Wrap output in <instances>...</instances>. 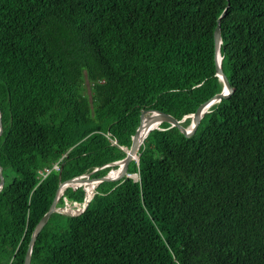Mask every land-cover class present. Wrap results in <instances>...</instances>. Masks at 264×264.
<instances>
[{"label": "trees", "instance_id": "obj_1", "mask_svg": "<svg viewBox=\"0 0 264 264\" xmlns=\"http://www.w3.org/2000/svg\"><path fill=\"white\" fill-rule=\"evenodd\" d=\"M229 1L0 0V264H25L61 181L117 167L144 110L182 119L222 91L226 9L234 91L192 136L151 130L85 210L68 186L57 207L79 214L50 216L31 264H264V0Z\"/></svg>", "mask_w": 264, "mask_h": 264}, {"label": "water", "instance_id": "obj_2", "mask_svg": "<svg viewBox=\"0 0 264 264\" xmlns=\"http://www.w3.org/2000/svg\"><path fill=\"white\" fill-rule=\"evenodd\" d=\"M229 5H230V1L228 0L227 7ZM226 10L218 18V24H217L216 29H215L216 72H217V75L220 76L221 79L224 82L223 91L218 93V94H216L215 96H213L212 98H210L209 100L203 102L202 104H200L198 106L197 110L193 113V116H192L193 117V124H192V126L190 128L185 127L181 120H178L176 117H174L173 115H171L169 113L158 111V110H151V109L144 110L142 112V114H141L140 125L137 128V131H136V133L133 136V142H132L131 148L127 152L128 153L127 156L121 161H116V162H112L111 163L113 165L122 163V167L123 168H122V171H121V173L119 174L118 177H116V178L111 177L110 176L111 171H110L107 175L102 176L100 178H91L89 175H88V177L81 175V176H76V177L67 179L65 181H61V183L59 184V188H58V190L56 192L55 199H54L51 207L45 213V215L40 219V221L38 222V224L36 225V227H35V229H34V231L32 233V236H31V239H30V242H29V246H28V251H27V254H26V258H25V264H31L32 250H33V247L35 245V242L37 240L38 235L40 234L41 230L43 229V227L48 222V219L50 218V216L54 212L58 211L57 201H58V198H59V195H60L59 192H60V189L64 185H66L68 183H72L74 181H76V182L89 181L90 182V181H92L94 179H99L100 182H102V181H116V180H119V179L123 178V176H125V174L128 172V167H129L130 161L132 159H134L136 157L137 153H138L140 145H138L137 140H138L139 134H140V132H141V130L143 128V121H144V117H145L146 113L152 112V114L150 115V120H149L148 126H152L153 124H159V123L161 124L162 122L166 121V122H169L172 126L179 127L180 130L183 133H185L186 135L192 136L195 133V131L197 130L198 125H199L203 115L208 111V108L212 104H214L215 102L220 101L222 98L229 96L234 91V88L231 85L228 76L226 75V73L223 70L222 62L219 59V57H220V47H221V43H222V33H221V25L220 24H221L222 18L227 13ZM1 115H2V112H1V106H0V134L3 132V121H2ZM159 125H156L155 127L151 128L150 131L152 129H154V128H158ZM127 176H131V175L128 174ZM4 183H5V179H4V175H3V168H2V166H0V189L3 187ZM81 185H83V183H81ZM86 197H87V195H86ZM69 214H71V213H69Z\"/></svg>", "mask_w": 264, "mask_h": 264}, {"label": "bare ground", "instance_id": "obj_3", "mask_svg": "<svg viewBox=\"0 0 264 264\" xmlns=\"http://www.w3.org/2000/svg\"><path fill=\"white\" fill-rule=\"evenodd\" d=\"M225 11V10H224ZM223 11V12H224ZM222 15V14H221ZM221 25V24H220ZM216 29V28H215ZM222 33V32H221ZM221 48V47H220ZM221 57V58H220ZM220 57H219V59L221 60V62H222V54H221V49H220ZM223 70H224V68H223ZM225 72V71H224ZM220 77V76H219ZM220 79H221V77H220ZM222 80V79H221ZM222 82H223V80H222ZM223 89H224V82H223V88H222V91H223ZM221 91V92H222ZM218 93H220V92H218ZM218 93H216V94H218ZM215 94V95H216ZM215 95H213V96H215ZM212 96V97H213ZM211 97V98H212ZM209 100V99H208ZM221 101V100H220ZM220 101H217V102H215V103H218V102H220ZM214 103V104H215ZM214 104H212L209 108H208V111L207 112H209L210 111V109H211V107L214 105ZM147 110V109H146ZM151 110H156V109H151ZM158 111H160V110H158ZM2 112V111H1ZM163 112V111H162ZM206 112V113H207ZM167 113V112H166ZM205 113V114H206ZM152 114V112H149V113H146L145 114V117H144V121H143V128H142V130H141V132H140V134H139V137H138V140H137V142H138V145H140L141 146V144L144 142V139L147 137V134H149V131H150V129L151 128H153V127H155L156 125H159V124H153L152 126H148V123H149V120H150V115ZM170 114V113H169ZM204 114V115H205ZM172 115V114H171ZM203 115V116H204ZM193 113H191V114H188V115H186V116H184L182 119H178V120H181L182 121V123L188 118V117H191V123L188 125V126H185V127H187V128H190L191 126H192V124H193ZM1 117H2V115H1ZM175 117V116H174ZM203 118V117H202ZM166 122V121H165ZM163 123V122H162ZM161 123V124H162ZM160 124V125H161ZM160 125H159V127L158 128H161L160 127ZM171 125V124H170ZM172 126V125H171ZM155 129V128H154ZM153 130V129H152ZM115 143H117L116 141H114ZM122 148L126 151V152H128V150L131 148H129V147H124V146H122ZM140 148V147H139ZM139 151V150H138ZM128 154V153H127ZM136 155V154H135ZM127 156V155H126ZM125 156V157H126ZM138 157H139V153H137V155H136V157L134 158V159H132V160H138ZM124 159V158H123ZM123 159H121V160H123ZM121 160H117V161H121ZM131 160V161H132ZM130 161V162H131ZM114 162H116V161H114ZM112 163V162H111ZM109 164V165H113V164ZM130 164V163H129ZM58 166L59 167V165H58V163H56L55 164V166ZM54 166V168H56ZM113 166H117L116 168H112L110 171H111V174H110V176L111 177H113V178H116V177H118L119 176V174L121 173V171H122V163H119V164H114ZM100 168H102V167H98V168H96V169H94L91 173H87V174H83L82 176H86V177H88V175L91 177V178H100V177H92L91 176V174L94 172V171H97V170H99ZM56 169H59V168H56ZM114 170H116V171H114ZM50 171V169H46L45 170V172L42 170V174H44V175H46L48 172ZM109 171V172H110ZM118 171V172H117ZM108 172V173H109ZM107 173V174H108ZM106 174V175H107ZM81 176V175H80ZM105 176V175H104ZM81 183H83V184H85V186H86V188H87V197H86V199L84 200V209L83 210H85V208L88 206V203H89V201L91 200V194H92V190H93V188L95 187H93L92 189H90V187L89 186H91V185H96V186H98V184L100 183V180L99 179H94V180H92V181H85V182H76V181H74V182H72V183H68V184H66V185H64L61 189H60V192H59V198H58V201H59V199H60V197L62 196V194L64 193V191H65V189L68 187V186H81ZM58 201H57V203H58ZM62 210H65V208H62ZM58 211H60V209L58 208ZM62 212H66V213H71V215H77V214H79V212H74V213H72V212H67V211H62Z\"/></svg>", "mask_w": 264, "mask_h": 264}, {"label": "rangeland", "instance_id": "obj_4", "mask_svg": "<svg viewBox=\"0 0 264 264\" xmlns=\"http://www.w3.org/2000/svg\"><path fill=\"white\" fill-rule=\"evenodd\" d=\"M114 171H116V170H114ZM118 172V171H117ZM81 186H83L84 188H85V190H86V195H87V188H86V186H85V184H83V185H81ZM94 186H96V185H91V186H89L90 187V189H92ZM85 195V196H86ZM65 199V198H64ZM85 199H86V197H85ZM67 204V200L65 199V205ZM60 211H67V212H72V213H74V211H73V208L72 207H70V206H68L67 207V209L65 208V210H60Z\"/></svg>", "mask_w": 264, "mask_h": 264}, {"label": "built area", "instance_id": "obj_5", "mask_svg": "<svg viewBox=\"0 0 264 264\" xmlns=\"http://www.w3.org/2000/svg\"><path fill=\"white\" fill-rule=\"evenodd\" d=\"M56 168H59L57 165L55 166Z\"/></svg>", "mask_w": 264, "mask_h": 264}]
</instances>
